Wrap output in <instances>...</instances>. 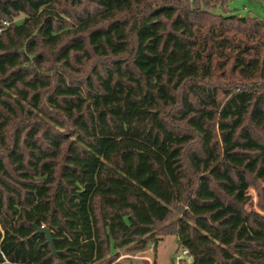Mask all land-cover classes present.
Wrapping results in <instances>:
<instances>
[{"label": "trees", "instance_id": "1", "mask_svg": "<svg viewBox=\"0 0 264 264\" xmlns=\"http://www.w3.org/2000/svg\"><path fill=\"white\" fill-rule=\"evenodd\" d=\"M83 1L0 3V264H120L168 236L192 264H264V22Z\"/></svg>", "mask_w": 264, "mask_h": 264}, {"label": "rangeland", "instance_id": "2", "mask_svg": "<svg viewBox=\"0 0 264 264\" xmlns=\"http://www.w3.org/2000/svg\"><path fill=\"white\" fill-rule=\"evenodd\" d=\"M83 3L90 9V2L88 0H84ZM229 9L237 15L255 16L264 22V0H229ZM23 18L24 16L20 15L15 19V23H21ZM62 20L66 23L72 21L67 16H63ZM258 185V189L252 188L249 190L251 199L248 208L264 215V182H259ZM182 251L183 249L178 248L176 238L168 236L159 242L156 251L151 247H148L145 251L136 253L121 249L117 261L120 264H192L187 258L180 261L176 259L178 255L182 254Z\"/></svg>", "mask_w": 264, "mask_h": 264}, {"label": "built area", "instance_id": "3", "mask_svg": "<svg viewBox=\"0 0 264 264\" xmlns=\"http://www.w3.org/2000/svg\"><path fill=\"white\" fill-rule=\"evenodd\" d=\"M4 25H5V26H8L9 24L5 22ZM1 31H2V29H0V33H1ZM150 247L153 249V248H154V244H151ZM184 258H187V260L192 261V260H191V257H189V255H188V251H187V250H183V251H182V254H180V255H178V256L176 257V259H177L178 261H180V260H182V259H184Z\"/></svg>", "mask_w": 264, "mask_h": 264}, {"label": "water", "instance_id": "4", "mask_svg": "<svg viewBox=\"0 0 264 264\" xmlns=\"http://www.w3.org/2000/svg\"><path fill=\"white\" fill-rule=\"evenodd\" d=\"M2 1H3V0H0V3H1ZM38 232H40V233H45V234L47 235L48 239H49V242L51 243L50 233H49V230H48V229H46V228H41V229H39Z\"/></svg>", "mask_w": 264, "mask_h": 264}]
</instances>
